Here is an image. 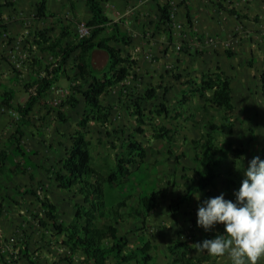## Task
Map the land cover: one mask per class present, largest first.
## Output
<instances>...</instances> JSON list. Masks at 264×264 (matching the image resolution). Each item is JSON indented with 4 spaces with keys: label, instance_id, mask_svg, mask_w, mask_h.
<instances>
[{
    "label": "crops",
    "instance_id": "crops-1",
    "mask_svg": "<svg viewBox=\"0 0 264 264\" xmlns=\"http://www.w3.org/2000/svg\"><path fill=\"white\" fill-rule=\"evenodd\" d=\"M74 1L76 2V10L72 12L68 0H47L51 16L46 20H37L35 14L38 0H0V55L4 56V61L0 63V95L5 89H8L14 92L13 101L15 105H22L27 101L29 95L24 85L26 81L23 82L22 77L31 82L36 81L39 77L38 73L41 71L40 68L45 61L44 57L48 54L40 53L35 45H29L31 39L27 34L29 31L52 29L50 35L53 39L58 36L59 27L64 24L67 25L68 21H71L70 19L74 16L73 13L78 20L85 17L88 21L91 13L85 0ZM166 4L169 5V12L175 13L177 22L183 24L188 31V36L182 43L184 46L183 53H177L175 50V45L179 42L180 37L172 31L168 22L161 18L159 6ZM102 7L105 15L113 22L119 23L121 31L130 38L128 45L113 44V46L121 50L123 57H130L136 61L134 67L136 75L134 81L129 85V94H125L126 90L119 89L117 86L112 88L110 94L103 99V104L107 107L112 105L120 110L115 123L110 122L107 129L99 128L97 124L90 123L86 130V138L92 141L93 148L97 152H101L102 156H105L104 152L109 147H115L114 151L122 150L127 147L131 140L138 137L134 131L135 127L127 130V132L118 131L119 127L131 124L134 106H139L146 119L145 113L151 108L154 109L155 100L164 97L168 111L167 117H165L167 121L164 120L167 123V125L165 123L166 131L169 135L174 134L177 142L169 143L166 139H162L167 142V146L163 150L172 153L168 158L170 164L166 167L167 170L158 172L157 175V182L163 189L158 188V185L157 188L163 191V197L159 206L147 216L144 222L138 218H128L122 228H120L121 224L118 225V229L120 236L127 237L129 250L138 249L141 252L150 253L154 258V264H169L167 249L170 245L183 241H189L194 245L206 239H214L217 234H225V226L222 224H217L209 232L198 227V210L204 201L221 194H224L226 200L235 202L236 196L234 194L240 189L238 186L228 189L226 177L222 175L216 180V188H207L204 193H197L191 201L183 203L178 210H171V200L184 193L187 178H197L195 169L198 164L195 161L196 153L192 142L201 138V129L194 125V122L201 118V114L194 110V113L184 112V115L179 116L180 112L186 109V107L180 106L182 97L189 94L194 85H199L205 74L218 71L225 73L232 83L235 106L232 119L234 130L231 136L220 135L221 141L218 140V145L221 148L218 156L219 170L223 174L232 172L238 177L244 178V171L249 162L254 157L260 158L261 151L264 149V143L258 144L256 142L260 138L262 139L261 132L258 131L259 139L257 138L255 141L251 134L254 130L250 124L248 126L244 123L240 124L245 119L254 120L255 117L258 120L264 119V100L259 82L260 73L264 70V0H104ZM230 11H234L236 14H232ZM242 29L247 31L242 32ZM74 31L75 29L72 31L73 34ZM18 37H22L21 44L24 46L23 49L29 62L32 59L31 66L29 65L28 70L22 76L9 69L5 59L9 56V49L12 45L10 42ZM213 38L218 39L217 46L207 43L209 39ZM239 39L241 45H237ZM255 40L261 44V46L259 44L260 48L256 49L258 52L253 45ZM226 45L230 47H226ZM227 49L233 54L232 57L226 55ZM97 53L105 55L101 51L93 53L92 64L94 68H96L94 59ZM239 56H246L244 64L238 61ZM105 58L107 62L106 55ZM249 58L253 60L252 64H250L251 59ZM241 78L245 80L243 83ZM189 82H193V84H189ZM251 83L259 91H255L257 93L255 96V93L248 87L244 101L241 102L240 94L234 90V84L242 86ZM154 87L157 88L156 98L149 99L146 93ZM195 99L197 104L203 103L199 97ZM42 100L40 105L49 102L47 100L50 98L47 96ZM175 103L177 105L179 103V106L177 107ZM43 109L45 110V108ZM12 112L17 115L15 110ZM70 112L64 110V118L49 112L47 120L49 119V123L53 129L55 128L53 135L55 139L46 137L45 139L51 143L45 149L49 153L58 154L50 160L47 159L51 164L50 167L63 158L64 152L71 146V138L75 129L72 125L74 123V120L72 121L74 110H70ZM36 113L37 107L30 114V124L24 125L21 129L23 132L22 145L30 153L32 161L39 166L37 170L40 171V169H45L42 167L44 163L38 162L32 154L44 151L43 138L39 135L40 129L38 127V131L35 129V124L39 125L44 117L41 114L36 115ZM44 114H47V111H44ZM191 115H194V118ZM15 119L17 118L11 112L0 113V152H12L13 147L8 146L17 127L14 122ZM81 119L80 115L76 125ZM237 120L240 122H238L239 124ZM142 129L145 130L146 126H142ZM262 132L264 133V130ZM249 140H252V143ZM220 142L224 145H221ZM102 146L103 151H99L98 149H101ZM228 147H231V150ZM236 149L245 151L239 159H236L233 153V150ZM148 151L147 163L151 165L153 163L148 160ZM197 155L200 157V153ZM224 157L226 160L223 159ZM173 159H178L176 164L173 163ZM4 178H7L8 181L10 179L9 176H4L0 172V198L7 194L4 190L7 185H2ZM53 187L59 190L60 195H63L64 192L58 188L57 182L50 184L49 188L52 189ZM19 199L17 197L16 206H12L11 201V203L2 205L0 208V236L4 238L19 237L30 248L33 244L37 247L45 246L41 253L42 256H51L55 260V257L50 255L48 251L51 249L47 246L50 243V238L46 235L48 229L40 225L39 218H35L36 210L32 211L31 209L32 206L36 207L39 204L27 199V197L21 198L19 204ZM55 204L57 206V203ZM128 204L134 208L137 206V201H130ZM63 206L65 207L64 216L62 215V207L57 206L60 219L70 223L75 213L74 201L71 199L69 203L65 202ZM20 207H24L26 211L23 212ZM40 212L41 209H39ZM28 216H31L29 222L25 220V217ZM192 256L195 259L209 256L210 260L203 262V264H232L227 256L215 258L206 251H198L195 247ZM258 264H264V258H261Z\"/></svg>",
    "mask_w": 264,
    "mask_h": 264
},
{
    "label": "trees",
    "instance_id": "trees-1",
    "mask_svg": "<svg viewBox=\"0 0 264 264\" xmlns=\"http://www.w3.org/2000/svg\"><path fill=\"white\" fill-rule=\"evenodd\" d=\"M68 1L71 11L74 12L76 2ZM103 1L85 0L91 13L87 21L91 32L87 38L71 40L74 36L72 31L78 21L74 13L67 25L59 27L58 36L53 39L50 35L52 29L35 31L34 34L38 38L36 40L37 50L40 53L49 52L54 57L61 58V61L51 73L46 70V77L30 83L32 87L37 85L36 93L30 94L24 105H14V92L8 89L0 95V108L13 109L19 115L18 120L15 121L16 130L8 146L11 145L13 151L11 153L0 152V172L6 175L9 167H15L11 172L25 174L29 168H38V165L32 161L30 153L22 145L23 132L21 129L24 125L30 124V114L33 113L37 104L46 98L54 83L62 77L73 81L72 83H75L74 86L72 85L73 94L64 102V105L75 110L80 103L79 96L82 97L85 109L78 125L79 130L71 138V146L68 147L64 157L52 166L53 172L51 171L50 174L55 178L48 177L39 186L46 191L47 184L52 185L57 182L64 190L78 192L82 196L83 203L76 205L74 219L66 223L60 219L56 204L46 195L40 198L33 189H24L21 195L36 196L43 211L40 225L50 228L51 232L49 235L51 241L47 246H53L51 243H55L66 249L59 262L64 261L67 264H76L77 261L79 264H154V258L150 253H142L138 249L126 252L128 240L125 236L118 234V228L115 225L117 221L125 218H138L144 222L147 216L159 206L163 197L162 190L155 185L149 194H137V206L133 208L128 206V202L134 197L133 192L122 199L117 198L114 192L115 188L129 182L135 172L143 167H152L147 163L148 148L133 139L126 148L124 147L125 150L120 153L115 165H109L107 170L98 167V171L93 173L96 160L93 143L86 138V130L91 122L97 124L99 128H108L110 113L107 106L103 104V97L107 96L113 87L122 83L136 64L130 58L123 57L121 50L113 46V44L128 45L130 38L121 31L119 23L113 22L105 15L102 7ZM36 8L37 20H46L51 16L47 0H38ZM159 10L162 20L168 22V5L159 6ZM230 12L236 14L234 11ZM95 51H101L107 57V62L102 69L93 67L92 58ZM226 55L233 56L230 51H226ZM71 59L75 62L76 71L72 76L66 69ZM252 63L251 59L250 64ZM259 82L264 100V70L260 73ZM231 84V80L221 71L207 73L199 85H194L190 93L184 95L182 105L191 102L195 97L203 100V103L195 110L202 115V119L194 122L195 127L201 129V138L192 142L196 153L195 161L198 164L195 169L197 178H187L184 193L171 200L172 211L178 210L183 203L191 201L195 194L204 193L207 188H216V180L222 175L226 177L228 189L236 186L240 188L242 184L244 178L232 172L223 174L219 170L218 156L221 148L218 145L217 135L231 136L234 130L232 116L235 106ZM146 96L153 99L155 94L150 91L146 93ZM161 107L167 114L168 111L164 105L161 104ZM193 111L188 113H194ZM211 111L218 112L219 122L215 115H211ZM57 113L58 116L64 118L60 111ZM135 116L139 126L136 132L143 135L144 131L140 125L144 124L145 120L140 109H137ZM191 117L194 118V115ZM153 137L159 140L166 139L169 143L177 140L174 134L169 135L165 127L157 129ZM112 148L115 149V147ZM228 149L231 150V147ZM197 153H200V157ZM233 153L239 159L245 151L236 149ZM18 158L23 161L22 165L16 163ZM260 159L264 161V149L261 151ZM129 167H132V170ZM30 178L33 179L32 175ZM0 199V208L11 201L14 202L9 195H4ZM37 208L34 206L31 209L37 211ZM122 209H125L126 213L122 214ZM61 235L65 236L63 241L60 240ZM110 241L111 244H109ZM167 250L170 264H203L209 260V257L195 259L192 256L194 247L189 241L177 242L170 245ZM36 259L30 252V246L21 238L0 236V264H43L42 261Z\"/></svg>",
    "mask_w": 264,
    "mask_h": 264
},
{
    "label": "clouds",
    "instance_id": "clouds-1",
    "mask_svg": "<svg viewBox=\"0 0 264 264\" xmlns=\"http://www.w3.org/2000/svg\"><path fill=\"white\" fill-rule=\"evenodd\" d=\"M166 5H168V4H166ZM172 15L174 16L173 19H171ZM168 16H169L168 24L170 25V28L172 29V31H174V33L178 34V36L180 37V40L177 43V45L178 44L182 45V51L181 52L176 51V52L177 53H183L184 47H183L182 43L187 38L188 31L185 29L183 24L177 22L176 17H175V13L169 12V5H168ZM81 23H85L87 25V20L86 21H83V20L77 21L76 26H75V31L73 34L74 36L71 39H76V40L82 39V38H79L78 32H77L78 25ZM175 24L176 25L180 24L182 27L181 30H179L177 27H175ZM246 31H247L246 29H242V32H246ZM90 32H91V30H90ZM34 33L35 32L29 31L27 34L29 39H31V40H29V45L32 44V45H35L37 47L36 40L38 38L35 36ZM84 38H87V37H84ZM21 40H22V37L14 38L12 40V42H10V44L12 43V45H11L9 51L10 50L13 51L14 45L17 42L19 45V48L24 52L25 50L23 49L24 46H22ZM216 41L218 43V39ZM18 45H17V47H18ZM226 47H230V46L226 45ZM29 48H30V46H29ZM175 50H176V45H175ZM46 53H48V54L44 57L45 61L42 64L43 66L40 68L41 71H39V77L36 80H40L41 78L46 77L47 76L46 70L49 71V73H51L53 71V69H55L59 66V63L61 61V58H56L49 52H46ZM3 57L4 56L0 55V63H2L4 61ZM27 58L28 57L26 55V58L24 59V63L21 66V68H15L13 65V61L10 58V53H9L8 57H5L6 62L8 63V68L12 69V71L14 73H18V75H21V76L23 75V73H25L28 70L29 65L31 66L32 59L29 62V60ZM130 59L133 60L132 58H130ZM133 61H135V60H133ZM135 63H136V61H135ZM135 66L136 65H134L131 68L130 75L122 83L117 85L119 89L126 90L127 88H129L130 83L132 81H134V78L136 75V72L134 71ZM66 69L68 70L70 76H72L76 72L75 71V62L72 61V59L66 65ZM41 74H43V75L41 76ZM22 79H23V82L26 81V84L24 83V85H25V89H26L28 95L30 96V94H35L36 93L35 88L37 85L33 84L34 86L32 87V84L30 86V83H33V82L29 81V79H26L25 77H22ZM61 81H64V82L70 84V86H72V85L74 86V84H75V83H72L73 81H69L68 79H65L63 77L60 78L56 83L53 84V86L51 87V89L48 92V95H47L48 98H50L49 94L53 93L52 98L50 100H47L49 102H44V103H46V104L48 103V104H51L53 106H59L60 108L66 107V106L64 107L62 105V104H64L63 98L65 97L66 93H65V90L59 88V83ZM113 88H115V87H113ZM55 89H61L64 92V96L60 100H58L56 102V104H55L56 99H55V92H54ZM156 90H157L156 88H151V90H149L148 92L152 91L155 94L154 98H156ZM125 94H127V93H125ZM105 97H103V99H105ZM159 99H161L159 106L163 111L162 115H164V117H167V114L165 113V111L161 107V104H162V105H164L165 109L167 110L166 104L164 102V97H159L157 100H155V102L157 103ZM183 99H184V96L182 97V100L180 102V106L186 107V109H187V106L189 103L182 105L181 103H182ZM42 101L43 100H41L37 104L36 107L41 106L40 103ZM13 103H14V101H13ZM81 103H82L81 107H83V112H82V108H81L80 115L82 117L83 113H84V109H85V103L82 102V99H80L79 105ZM24 104H22V105H24ZM16 105H20V104H16ZM78 106H77V108H78ZM178 106H179V103H178L177 107ZM107 108H108V112L110 113L109 123L112 121H113V123H115L117 117L119 116L120 110L116 109L112 105L107 107ZM137 109H140V108L134 106L133 113H132V116L135 119V123L137 125L135 127V130H134L135 132L139 128L137 120H136V116H135ZM154 109H155V107H154ZM186 109L183 112L181 111L179 116L183 115V113L186 112ZM75 110H78V109H75ZM157 110H159L158 107H157ZM5 111L11 112V114H13L17 118L14 120V122L16 120H18L19 115H18V113H17V115L14 114L12 112V111H14L13 109H8V108H4V107L0 108V113H4ZM141 112H142V110H141ZM150 113H152V112H150ZM62 114H63V110H62ZM57 115H58V113H57ZM143 117H144L145 122H144V124L140 125V128H142V126H145L147 123L144 114H143ZM80 121H79V123H80ZM79 123H78V125H79ZM91 123H94V122H91ZM78 125H77V127H78ZM164 127L166 128V126H164ZM157 129H159V128H155V130H153V134L155 133V131ZM77 130H79V127H78V129L75 130V132ZM142 130H144V129H142ZM75 132H74V134H75ZM74 134H73V136H74ZM133 134H134V132H133ZM137 134H138V137L134 138V139L138 140L144 147H147L149 150L150 145H145L142 142L144 136L146 135L145 131H144L143 135H140L139 133H137ZM153 134H152V136H153ZM139 135H140V137H139ZM157 140L159 141V139H156V141ZM125 148H123L121 151L123 152L125 150ZM67 150H68V148H67ZM66 151L64 152V154L66 153ZM38 154L39 153H33L32 154L33 158L36 159V157H38ZM168 154H170V153L168 152ZM174 160L177 162L176 159H174ZM22 162L23 161L20 160V158H18L16 161L17 164L21 163V165H22ZM102 166L104 167V165H102ZM14 168L9 167V169H12V171ZM37 169H30L29 168V170H31V171H36ZM129 169L132 170V167H129ZM155 169L157 170V168H155ZM55 172H56V170H55ZM27 173L28 172H26L25 174H27ZM13 174H14V176L17 175V173L16 174L13 173ZM31 175H32V173L30 172L29 179L32 181V180H34V178L31 179L30 178ZM32 177H33V175H32ZM51 177H53V175ZM40 182H42V181H40ZM49 186H50V184L46 185V191L42 190L41 186H39L40 190L43 192V195H41L39 191L37 192L35 190V192L37 193V196H39L40 198H43L46 195L48 198H50L49 195H47ZM58 188L64 192H69L70 196L71 195L73 196V193H76L77 197L80 198V201L76 202L74 205V210H75L74 212L76 213V205L83 203L82 196L79 195L78 192H76L74 190H64V189L60 188L59 185H58ZM9 189H10V187H4L5 192H7L6 195H9L12 199H14L12 206L17 205V203H18L17 197L20 198L19 199V204H20V200H22L21 198L31 196V195L22 196L21 192H23L24 189L20 190V192H17V190H15V193H13V195H12V193L9 192L10 191ZM25 189L29 190V188H25ZM49 193H50V191H49ZM234 195L236 196V202H233L231 200H226L224 197V194H221L217 197L210 198V199L204 201L203 204L200 205L199 210H198V220H197L198 227H201L206 232H209L217 224H222L225 226V234H217L214 239H206L200 243L194 244L193 246L198 251H206L210 256L215 257V258H223V257L227 256L230 258L232 264H258V261H260L261 258H264V161H262L258 156L254 157L249 162L247 169L244 171V179L242 181L240 189ZM33 197L35 198L34 200L37 201V202L34 201V203L35 202L38 203L36 196H33ZM135 197H137V194L136 195L134 194V197L130 201H132L133 199H136ZM136 201H137V199H136ZM128 206H129V204H128ZM37 207L39 209H41L40 204H39V206L36 205L35 208H37ZM129 207H131V206H129ZM20 208L23 209V212L26 211L25 208H23V207H20ZM32 208H34V206H32ZM38 208H37V211H39ZM122 211H125L124 213H126L125 209L121 210V213L124 214ZM75 213H74V215H75ZM22 215L24 216V213H22ZM40 215H41V217H38L39 223H40V219H43L42 209H41ZM30 217L31 216L25 217V220L27 222H29ZM126 219H128V218H125L124 220L117 221L115 224L116 227L118 228V225L121 224L120 228H122V225H125L124 223H125ZM45 229H48V234H46V235L49 237V235L51 234L50 228H45ZM118 234H119V229H118ZM64 239H65V236L61 235L60 240L63 241ZM128 243H129V241H128ZM109 244H111V241L109 242ZM34 245L35 244H33L32 247ZM51 245H53V246H50L51 249H48V251L50 252V255H52V256H53V254L55 255L54 256L55 260H48V259H45L47 257L42 256L41 253L45 249L44 246H43L44 247L43 249L41 247H38L40 249L39 252H35L34 250L32 251L31 250L32 248H30V252H31V254L34 255L35 258H37L36 260L39 259L40 262L41 261L43 262V264H66L64 261L59 262V260H61V258H62L61 255L64 254V251H66V249L60 245H55V243H51ZM127 246H128V244L126 245V248H125L126 252H130L131 250H134V249L129 250V248ZM56 255H57V257H56ZM207 257H209V256H207ZM78 259H79V255H78ZM209 260H210V257H209ZM209 260H207V261H209ZM53 262H55V263H53ZM76 264H79V262L77 261ZM169 264H170V261H169Z\"/></svg>",
    "mask_w": 264,
    "mask_h": 264
},
{
    "label": "rangeland",
    "instance_id": "rangeland-1",
    "mask_svg": "<svg viewBox=\"0 0 264 264\" xmlns=\"http://www.w3.org/2000/svg\"><path fill=\"white\" fill-rule=\"evenodd\" d=\"M83 18H80V20L86 21V18L85 17H83ZM253 33H254V31H253ZM250 39H252V38H250ZM259 44H260V42H258L257 40L253 41V45L255 47V50L260 48L261 44H260V46H259ZM237 45H241L240 39H239ZM256 51L258 52V50H256ZM246 56H248V55H246ZM246 56H239L238 61L240 63L244 64L245 63L244 60L246 59ZM249 59H251V58H249ZM105 62H106L105 55L101 54V53H97L95 56V59H94L95 67L97 69H102L105 65ZM240 80L242 81V83L245 81L244 78H241ZM71 87L72 86H70V84H68L64 81H61V83H59V88L65 90V93H66L65 97L63 98V102H66L67 99L73 94V89ZM248 87L254 93H255V91H259L258 88L255 87L252 83L250 85H242V86L234 84V90L236 92H238L237 94H240L241 102L244 101ZM236 92H235V95H237ZM126 93L129 94V88L126 89ZM256 94L257 93H255V96H256ZM49 96L51 99L53 96V93H50ZM79 97H80V99H82L81 96H79ZM181 97H182V94H181ZM195 100L196 99H193L191 102H189L187 109H186V112H189L190 110H196L197 109L198 105H200V104L199 103L197 104V101H195ZM160 102H161V99H159L157 103L155 102V104H154L155 109L151 108L150 110H148L145 113L147 123L145 125L146 129L143 131H145L146 135L144 136L142 142L145 145H150V149L148 151V160L153 163L151 165L152 167H150V166L143 167L138 172H135L132 175V178L129 182H127L126 184H122L121 186H119V188H115L114 192L116 194V197L119 199L126 197L131 192H133V195L134 194L136 195L138 193L149 194L152 191V189L155 187V185H158V188L163 189L162 186L159 185L157 182V175H158V172L161 173L162 171L167 170L166 167L169 166V164H170L169 163L170 159H168L170 154H168V152H165L163 150L166 148L165 146H167V142H164L163 140H159V141L157 140L156 141V139L152 136L153 130H155V128L160 129L161 127H164L165 123L167 121V119L164 117V115H162L163 111L159 106ZM175 104L177 105V103H175ZM43 105H45V107H43ZM43 105L37 107L36 115L41 114V115H43L44 118L42 119L41 122H39L40 123L39 125L35 124L36 125L35 129L37 130V127L40 129L39 135L43 138L42 143H43V149H44V151L39 152L38 157H36V159H38V162L44 163V166H42V167L45 169L44 170L40 169V171L36 170L35 172H32V175L34 178V180H32V181L29 179V175H30V171H31L29 169H28L27 174H21L20 172H17L16 176H14V174L11 172L12 169L7 170L8 174H6V175L9 176L10 179L8 181L7 178H4L2 185H7V187H10L9 192L12 193V195L15 192V190H17V192H20V190L25 189V188H29V189L33 188L37 192L39 191L41 195H43V192L39 188V184L42 183V182H40V180L42 181V180H45L46 178L52 176L50 174V172L51 171L53 172V169L50 167L51 164L49 163V161H47V159L50 160L52 157H55L58 154L55 152L49 153L45 149V148H47L49 143H51L48 139L49 138H51L52 140L55 139L53 136L55 134V128L53 129V126L51 125V123H49V119L47 120V118H48L49 112L56 113V115H57V111L58 112L60 111L62 113V110H63V117H65L64 110H68L69 113H71L70 112L71 109L67 106L65 107L64 104H62V105L65 108H60L59 106H53V105L48 104V103L47 104L43 103ZM81 106H82V103L78 106V108H77L78 110H75L73 112L75 118L73 117V119H72V121L74 120V123H72V125H73V128L75 130L77 129L76 124H77V121L79 120V117H80V112H81V108H82ZM172 106H173V104H172ZM259 106H260V110H261V104ZM157 107L159 108V110H157ZM43 108H45V110ZM66 108H68V109H66ZM44 111H47V114H44ZM150 112H152L153 114ZM211 115H215L217 117V122H219L218 121V116H219L218 112L211 111ZM45 119H46V121H44ZM201 119H202V115H201V118L199 119V121ZM164 120H166V121H164ZM130 122H131V124L128 126L125 125V127H119L118 131L127 132V130L133 129L134 127L137 126L134 118L131 119ZM238 122L239 121L237 120V123ZM48 123H49V126L47 127ZM242 123H244L245 125L247 124L246 126H248L250 124V126L253 128L254 131L251 134H252V138H254V140L257 138L259 139L258 131H259V133L261 132L260 136L262 137V139H264V133L262 132L264 130V119L261 118L258 120L255 117L254 120H251V119L250 120L245 119V121L242 120L240 124H242ZM257 124H259V125L257 126ZM166 125H167V123H166ZM174 127H176V126H174ZM46 137H48V139H45ZM139 137H140V135H139ZM262 139L260 138L258 141H256V140L255 141L258 144H261V143H264V141H262ZM217 140L221 141L220 135H217ZM176 142H177V140H176ZM250 143H252V140L250 141ZM220 144L224 145V143H221V142H220ZM93 149H94L93 150L94 156L96 159L94 166H93V173H96L98 171V169H99L98 167H102V168H104V170H107L109 165L110 166L115 165V163L119 159L120 153H122V151L120 149H119V151H114L112 147H109V149L105 150V152H104L105 156H102L100 154L101 152H97L95 148H93ZM98 150L103 151V146L101 149L99 148ZM158 159H160V161H158ZM223 159L226 160L225 157ZM173 163L176 164V161L174 159H173ZM102 165H104V167ZM155 168H157L158 171ZM159 176L161 177L160 174H159ZM49 191H50V193H49ZM62 194L63 195H60L59 190L55 189L54 187L52 189L49 188L48 193H47V195H49L50 199L54 203H57V206L62 207V215L64 216L65 215V207L63 205L65 204V202L69 203L70 200L72 199L74 201V205H75L76 202L80 201V198L77 197L76 193H73V196L72 195L70 196L69 192H64ZM135 198L137 199V197H135ZM27 199H30L32 201H36V200H34L35 198L33 196H28ZM136 199H133L132 201H134ZM13 210H16V209L13 208ZM38 217H41V215H40L39 211H36V217L35 218L37 219ZM37 248H38L37 245H34L31 250L32 251L34 250L35 252H39L40 249L39 248L37 249ZM53 256H55V255L53 254ZM45 257H47L45 259L53 260V258L51 256H45ZM56 257H57V255H56ZM53 263H55V262H53Z\"/></svg>",
    "mask_w": 264,
    "mask_h": 264
},
{
    "label": "built area",
    "instance_id": "built-area-1",
    "mask_svg": "<svg viewBox=\"0 0 264 264\" xmlns=\"http://www.w3.org/2000/svg\"><path fill=\"white\" fill-rule=\"evenodd\" d=\"M173 18H174V16L172 15L171 19H173ZM175 27H177L179 30H181V28H182L180 24H178V25L175 24ZM90 30L91 29L89 28V26H87L85 23L79 24L78 29H77L79 38L88 37L90 34ZM207 43L210 45H213V46H217V41L215 39H209L207 41ZM17 45H18V43L16 42L14 45L13 51L10 50L9 53H10V58L13 61L14 67L15 68H21V66L24 63V59L26 58V54L19 48V45H18V47H17ZM176 51L177 52L182 51V45L181 44L176 45ZM54 92H55V99H56L55 104H56V102L64 96V92L61 89H55Z\"/></svg>",
    "mask_w": 264,
    "mask_h": 264
},
{
    "label": "bare ground",
    "instance_id": "bare-ground-1",
    "mask_svg": "<svg viewBox=\"0 0 264 264\" xmlns=\"http://www.w3.org/2000/svg\"><path fill=\"white\" fill-rule=\"evenodd\" d=\"M184 47V46H183ZM87 207H88V205H87Z\"/></svg>",
    "mask_w": 264,
    "mask_h": 264
}]
</instances>
